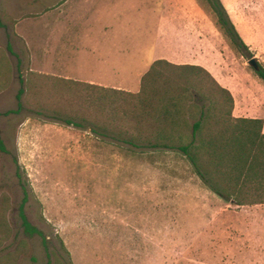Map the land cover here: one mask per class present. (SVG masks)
<instances>
[{
    "label": "rangeland",
    "instance_id": "374dc122",
    "mask_svg": "<svg viewBox=\"0 0 264 264\" xmlns=\"http://www.w3.org/2000/svg\"><path fill=\"white\" fill-rule=\"evenodd\" d=\"M221 1L248 50L209 0H0V112L27 90L20 113L0 116L8 149L0 151V264H264V204L225 201L178 151L134 147L39 112L61 94L34 42L106 30L137 62L135 84L118 89L139 92L155 56L170 57L229 87L234 116L264 119V81L249 63L264 66V0ZM198 116L188 108L171 131L188 139ZM24 185L26 215L42 235L22 226Z\"/></svg>",
    "mask_w": 264,
    "mask_h": 264
},
{
    "label": "trees",
    "instance_id": "16d2710c",
    "mask_svg": "<svg viewBox=\"0 0 264 264\" xmlns=\"http://www.w3.org/2000/svg\"><path fill=\"white\" fill-rule=\"evenodd\" d=\"M209 2L228 36L248 50L222 1ZM0 26H5L1 18ZM256 72L264 81V66L259 65ZM49 78L61 96L54 104L41 105L40 113H51L76 127L89 126L98 136L134 147L178 151L191 162L204 183L225 201L236 205L264 203V119L235 117L231 91L203 66L156 59L142 76L141 89L136 93L60 76ZM190 90L192 103L187 98ZM26 91L21 87L17 108L0 112V116L20 113ZM188 108L197 109L199 116L192 123L190 137L185 139L171 129L180 125V118ZM0 151L8 152L1 133ZM23 191L19 206L22 226L28 234L42 235L26 215L25 185Z\"/></svg>",
    "mask_w": 264,
    "mask_h": 264
},
{
    "label": "crops",
    "instance_id": "0c3cea01",
    "mask_svg": "<svg viewBox=\"0 0 264 264\" xmlns=\"http://www.w3.org/2000/svg\"><path fill=\"white\" fill-rule=\"evenodd\" d=\"M70 1L65 0L64 4ZM67 12V9L62 7L60 14L67 17ZM37 38L38 36L34 37V40ZM117 40L118 37L114 33L106 30L61 31L42 34L41 44L34 42L33 48L41 50L44 60H48V67L51 68L48 73L103 87L127 88L136 82L137 62L135 53L121 43H116ZM9 46L13 52L11 43ZM160 58L164 57L156 55L153 61ZM165 59L181 64L170 57ZM148 69L143 70V73ZM235 116L250 118L246 115Z\"/></svg>",
    "mask_w": 264,
    "mask_h": 264
},
{
    "label": "water",
    "instance_id": "95a60500",
    "mask_svg": "<svg viewBox=\"0 0 264 264\" xmlns=\"http://www.w3.org/2000/svg\"><path fill=\"white\" fill-rule=\"evenodd\" d=\"M249 63L255 68V69H258L259 68V63L258 61L255 59V58H251L249 60Z\"/></svg>",
    "mask_w": 264,
    "mask_h": 264
}]
</instances>
